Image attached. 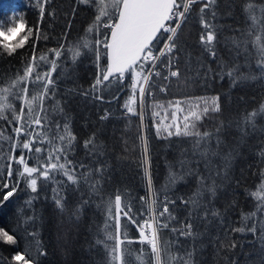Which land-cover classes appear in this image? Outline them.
Returning <instances> with one entry per match:
<instances>
[{
  "label": "trees",
  "instance_id": "trees-1",
  "mask_svg": "<svg viewBox=\"0 0 264 264\" xmlns=\"http://www.w3.org/2000/svg\"><path fill=\"white\" fill-rule=\"evenodd\" d=\"M260 2L262 0H257V3ZM39 3L44 4L43 17L40 14L38 0H0V24L7 27L12 26L16 21H23L26 29L39 28L40 38L35 42V52L37 56L45 53L49 59L55 58L50 49H56L60 44L71 47L81 42L85 29L96 15L92 5L80 3L79 0H50L48 3L39 0ZM217 3L218 15L213 21L219 30L217 57L213 58L201 47L199 42L201 25L198 23L197 15L201 5H193L191 16L180 31L184 49L179 56L181 77L179 80L172 78L164 93L158 92L156 87L152 98L146 95L144 99V118H146L143 121L139 114L123 112L129 92L120 93L121 84L102 87L96 92L91 91V85L97 74L105 66L104 56L97 61L94 52L81 49L82 54L76 63H72L70 59L64 62L57 61L59 67L52 73L56 81V95L46 101L45 106L50 108L51 104L59 100L64 113L67 114L71 131L76 136V147L74 152L69 154V158L89 168L105 166L102 175L93 177L100 180L99 195H90L88 186L83 183L78 190L75 186H66L60 193L65 200V210L61 211L53 200L52 189L57 187L56 184L45 182V185L40 187L38 182V192L33 193L21 181L13 196L3 201V196L10 189H4L2 184L7 182L10 186L15 185L17 181L15 169L17 167L22 169V166L13 162L14 177L7 178L5 165L9 161L6 154L10 152L16 138L13 129L18 125L0 119V132L5 136L13 137V141L0 139V145H3L0 152L5 154V158L0 159V172L4 173V179L0 180V229L13 235L16 240L15 244H11L0 237V264H17L12 257L17 252H23L25 245L32 241V237L28 235L31 232L38 233L37 238L45 253L39 256V264H106L103 246L95 244L98 235L102 238L100 229L107 215L104 202L119 191L135 201L138 207L140 203L138 198L149 194L147 193L148 177L145 175L144 167L141 166L143 159L141 136H146L148 140L152 186L158 188L157 190L161 188L159 191L161 201L165 195L175 201L169 207L177 217V222L179 224L186 222L192 207L186 206L181 198L187 200L193 195L197 188L196 178L188 176L166 189L164 186L169 176L168 165H176L175 170L180 171L176 162L181 158V153L187 151V154L191 155L190 139L175 137L166 140L157 136L156 129L152 130L154 116L151 117L150 108L153 100L207 94L219 96L220 111L205 117L199 123L200 131L215 132L219 128L220 135L227 145L221 150L224 152L229 149L235 150L228 177L226 179L216 177L219 185L216 195L206 194V198L201 200L203 207L215 210L221 215L205 217L201 207L192 216L193 229L198 234L195 238L178 236L165 229L162 231L164 237L161 236L162 241L179 238V244L173 245L170 253L183 256L185 252L190 251L193 253V264H264V248L261 247L259 230L255 235L247 231L244 233L232 231L241 227L243 214L255 211L257 205L256 198L249 193L256 191V185L260 183L259 174L264 170V158L260 156L261 150H264V131L259 130L264 128V117L257 118V130L252 131L249 128L246 130L247 135L242 134L237 125L242 115L258 108L261 102H264V78L233 84L229 76L221 72L220 64L223 61L229 66L233 64L241 66L242 73L252 72L259 77V70L255 66V51L253 50L251 56L246 59L243 51L237 55L227 39L240 35L239 31L234 29L247 27L243 12L245 0H217ZM25 34L26 30L20 35ZM45 36L47 39L44 38ZM34 39L35 31L25 47L18 49L12 55H8L0 47V86L9 82L10 78H14L17 72L23 74V68L33 53ZM41 65L43 70L49 67L43 62ZM160 83L164 82L160 81L157 84ZM29 87L32 88L31 85ZM85 92L90 94L85 95ZM98 96L102 99H98ZM14 103L19 110L22 101ZM134 108L137 113L140 112L137 103L134 104ZM61 115L63 114H56L55 118L60 119ZM102 116L107 118L101 119ZM9 119H11L10 114ZM93 134L103 155L86 154L84 141ZM21 151L27 153V150L17 148L12 154L19 157ZM26 159L29 166H33L34 156ZM220 163L221 161L214 160L213 166ZM199 167L201 171L204 170L202 162ZM77 171L83 172L85 169L78 168ZM56 179L66 180V177L57 175ZM82 196L90 202L83 206L77 218L73 216V212ZM32 197L36 198L32 199L29 205L26 202ZM250 199H254L252 203ZM263 215L257 213L258 218L254 217V221L260 224L264 220ZM28 217L33 219L24 223L23 221ZM177 222H174L176 227L180 226ZM247 223L251 226L252 221ZM137 232L134 225L128 229L129 237H138ZM233 241L236 243L234 248L224 247V245L230 246ZM133 247L139 249L140 245L134 244ZM165 254L166 260L168 254ZM132 264H136L134 257ZM178 264H183V261H179Z\"/></svg>",
  "mask_w": 264,
  "mask_h": 264
},
{
  "label": "snow or ice",
  "instance_id": "snow-or-ice-1",
  "mask_svg": "<svg viewBox=\"0 0 264 264\" xmlns=\"http://www.w3.org/2000/svg\"><path fill=\"white\" fill-rule=\"evenodd\" d=\"M48 2L50 0H44V3ZM79 2L92 5L96 10V15L85 29L81 42L71 47L60 44L58 48L49 50L54 54V59H49L45 53L37 56L35 52V42L40 38L39 28L34 30L28 27L26 29L23 21H16L12 26L7 27L0 24V47L8 55L24 48L35 31L33 53L23 68V74L17 72L14 78H10L9 82L0 86V119L9 123L15 122L18 125L13 129L16 134L14 141L12 136H5L3 132H0V139L13 141L10 152L6 154L9 161L5 165L7 178L14 177L13 162L22 166V169L20 167L15 169L17 178L15 185L10 186L7 182L2 184L4 189H10L3 196V201L13 196L21 181L33 193L38 192V182L40 187H43L45 182L56 184L57 187L52 189L53 200L61 211L65 210V200L60 193L66 186H75L78 190L81 183L86 184L90 195H99L101 191L100 180L93 179V177L98 174L102 175L105 166L89 168L83 163L70 159L69 154L74 152L76 147V136L71 131L67 114L64 113L59 100L51 104L50 108L45 106L46 101L56 95V81L52 73L59 67L58 60L64 62L70 59L72 63H76L82 54L81 49H88L95 53L96 60L99 61L101 49H103L106 65L97 74L91 85V91L96 92L102 87L118 85L123 82L126 75L130 76L133 94L135 95L138 89L141 98L140 112L137 113L132 106L135 102L132 98L126 102L125 107L127 113L139 114L143 121L145 95L154 96L156 87L164 92L172 78L179 80L181 77L179 56L184 49L180 31L189 20L193 5H201L197 14L198 23L201 25L199 35L201 47L213 58L217 57L216 45L220 42L219 30L213 23L218 15L217 0H79ZM38 4L41 17H43L44 4L39 3V0ZM243 12L247 27L234 29V31H239L240 35L227 39L237 55L243 51L246 59L251 56L253 50L255 51V66L259 70V77L252 72L242 73L239 65L229 66L221 61V72L228 75L233 84L264 78V0L260 3H257V0H245ZM25 30L26 34L20 35ZM165 37L163 47H158ZM44 38L47 39V36ZM41 62L49 66L47 70L42 69ZM157 78L167 83L157 84ZM84 94L90 93L85 92ZM97 98L102 99L99 96ZM200 100L202 103H197L195 107L189 106L182 124L175 123L176 118L173 114V123L163 128H160L158 123L156 129L157 136L163 133L162 138L164 139L172 136L190 139L191 155L189 156L187 151L181 153V158L176 162L180 171L175 170L176 165H168L169 176L164 186L166 189L188 176L196 178V191L187 200L181 198L186 206L191 205L192 207L187 221L180 222L179 227L174 226L177 217L170 211L169 206L175 201L170 200L166 195L163 201L159 199L160 190L152 186L149 172L148 140L141 136L143 148L141 166L144 167L145 175L148 177L149 194L138 198L140 201L138 207L135 201L119 191L109 196L104 202L107 215L100 229L102 238L98 235L95 244L103 246L106 253V264H132L133 257L136 264H178L179 261H183V264H193V253L190 251L185 252L183 256L172 255L170 249L173 245H178L179 240L162 241L161 233L164 229H168L178 236L195 238L198 235L193 231V213L203 207L201 200L206 198V194L216 195L219 187L216 177L221 179L228 177L235 156L234 149H229L227 152L221 150L227 145L220 135L219 128L215 132H201L199 128V123L209 113L220 111L219 98H200ZM14 101H22L19 110ZM156 107H162V105L157 104ZM177 110L183 111L179 108V102H177ZM9 114L11 119H9ZM56 114L63 115L60 119H56ZM258 117H264V102H261L258 108L242 115L237 125L241 133L247 135L246 130L249 128L256 131ZM106 118L107 116L101 117V119ZM259 130L264 131V128ZM94 136L95 134L84 141L86 154L103 155ZM2 147L3 145H0V149ZM17 148L27 150V153L21 151L19 157H16L12 153ZM33 156L35 163L29 166L26 157L32 158ZM260 156L264 158V150H261ZM4 158L5 154L0 152V159ZM214 160H219L221 163L214 167ZM201 162L204 165L203 171L199 167ZM78 168L85 169V171L78 172ZM57 175L66 177V180H57ZM3 179L4 173L0 172V180ZM208 181L211 182L208 183ZM249 194L258 201L255 211L244 213L241 227L234 228L232 231L241 233L247 231L255 235L259 230L261 247L264 248V220L257 224L253 219L257 213L264 214V170L260 172V183L256 191ZM35 198H30L26 203L31 205L32 199ZM89 202L90 200H85L82 196L73 216L78 218L83 206ZM203 211L205 217L221 215L207 207H203ZM31 219L33 218L28 217L23 222L27 223ZM248 221H252L251 226L247 223ZM133 225L139 232V236L134 238L128 235V229ZM28 235L32 237V241L25 245L23 252H17L12 257L17 264H39V256L45 255L40 240L37 238L38 233L31 232ZM0 237H3L7 243H16L14 236L2 229H0ZM134 244H139V249L133 247ZM235 246V241L230 246L224 245L230 248ZM165 253L168 254L166 260L164 259Z\"/></svg>",
  "mask_w": 264,
  "mask_h": 264
},
{
  "label": "rangeland",
  "instance_id": "rangeland-1",
  "mask_svg": "<svg viewBox=\"0 0 264 264\" xmlns=\"http://www.w3.org/2000/svg\"><path fill=\"white\" fill-rule=\"evenodd\" d=\"M13 39H15V38H13ZM163 41H164V38L162 39L160 46H163ZM137 91H138V89H137ZM138 97H140L139 92H138V95L136 93H135V95L134 94L130 95L127 98L126 102H128L129 99L132 98L135 101L132 104V106L134 107V104L138 103ZM211 97H215V96H211ZM211 97H203V95L186 96V97L174 96V99L168 98L166 100H153V102L151 101L152 102L151 108H150V110L152 109L151 117L153 118V116H154V120H153L154 126L153 127L155 129H157L158 123H159L160 128H163L167 124L173 123V114H175V118H176L175 123L182 124L183 117L187 114L189 106L195 107V105L197 103H202L200 98H211ZM14 102H17V101H14ZM177 102H179V108L183 109V111L177 110ZM157 104L162 105V107H156ZM154 113H158V115H154ZM214 113H216V112H214ZM209 114H211V113H209ZM160 122H162V123H160ZM165 123H167V124H165Z\"/></svg>",
  "mask_w": 264,
  "mask_h": 264
},
{
  "label": "bare ground",
  "instance_id": "bare-ground-1",
  "mask_svg": "<svg viewBox=\"0 0 264 264\" xmlns=\"http://www.w3.org/2000/svg\"><path fill=\"white\" fill-rule=\"evenodd\" d=\"M103 51H104V50H101V53H102V54H103ZM103 56H104V55H103ZM104 58L106 59V57H104ZM105 64H106V63H105ZM211 96H215V97H218V98H219V96H218V95H215V94H212V95H211V94L203 95V97H211ZM218 103H219V106H220V99L218 100ZM123 105H124V104H123ZM122 107H123V106H122ZM122 109H123V108H122ZM216 113H218V112H216ZM147 117H149V116H147ZM145 118H146V117H145ZM145 118H144V119H145ZM147 124H148V123H147ZM151 124H153V123H151ZM165 124H167V123H165ZM144 125H145V124H144ZM161 125H162V124H161ZM263 125H264V124H263ZM153 128H154V127L152 126V130H153ZM144 129H145V128H144ZM154 129H155V128H154ZM145 133H147L146 130H145ZM144 135H145V134H144ZM163 135H164V134L161 133V136H159V137H161V139H162ZM145 137H146V136H145ZM175 137H177V136L169 137V138H167L166 140H168V139H170V138L173 139V138H175ZM177 138H178V137H177ZM181 138H183V137H181ZM163 139H164V138H163ZM171 139H170V140H171ZM235 141H236V140H235ZM244 142H245V140H244ZM239 143H242V142H239ZM239 145H240V144H238V146H239ZM241 145H244V144H241ZM245 146H246V145H245ZM245 146H244V148L246 149ZM244 148H243V150H244ZM249 149H250V148H249ZM247 151H248V150H247ZM247 151H246V152H247ZM243 153H244V152H243ZM248 153H250V152H248ZM259 176H260V174H259ZM251 180H252V179H251ZM251 180H250V182H251ZM252 181H254V180H252ZM247 182H248V181H247ZM165 184H166V183H165ZM250 184H252V183H250ZM254 184H255V183H254ZM257 184H259V182H258ZM161 185H162V184H161ZM174 185H175V184H174ZM248 185H249V184H248ZM252 185H253V184H252ZM159 186H160V185H159ZM162 186H164V185H162ZM256 186H257V185H256ZM157 187H158V186H157ZM157 187H156V188H157ZM254 187H255V186H254ZM256 188H257V187H256ZM147 189H148V188H147ZM157 189H158V188H157ZM248 189H249V188H248ZM254 189H255V188H254ZM160 190H161V188H160ZM162 190H163V187H162ZM249 190H250V189H249ZM252 190H253V189H251V191H252ZM246 192H247V191H246ZM147 193H149V192L147 191ZM248 193H249V192H248ZM247 195H248V194H247ZM249 195H250V194H249ZM160 198H161V197H159V199H160ZM251 198H252V197H251ZM163 200H164V199H163ZM252 200H254V199H252ZM252 200L250 199L251 203H252ZM244 201H245V200H244ZM247 201H248V200H247ZM247 201H246V202H247ZM250 201H249V202H250ZM255 201H256V200H255ZM249 202H248V203H249ZM256 202L258 203V201H256ZM248 203H247V204H248ZM243 204H244V202H243ZM249 205H250V204H249ZM249 205H248V207L250 208L251 205H250V206H249ZM255 206H256V205H255ZM244 208H245V207H244ZM263 216H264V215H263ZM256 218H258V217H256ZM256 218H255V219H256ZM263 218H264V217H263ZM184 220H185V219H184ZM184 220H183V221H184ZM178 221H179V220H178ZM192 223H193V222H192ZM174 224H175V223H174ZM178 224H179V223L177 222V225H178ZM179 225H180V224H179ZM178 227H179V226H178ZM193 228H194V227H193ZM164 230H165V229H164ZM166 231H167V230H166ZM193 231H194V229H193ZM164 232H165V231H164ZM137 233H138V232H137ZM168 233H170V232H168ZM163 234H164V233H163ZM172 234H173V233H172ZM166 235H167V234H166ZM177 235H178V234H177ZM177 235H176V236H177ZM161 236H162V233H161ZM173 236H174V235H173ZM162 237H163V236H162ZM165 237H166V236H165ZM168 237H170V236H168ZM163 238H164V237H163ZM171 239L174 240L173 238H170V240H171ZM177 239H179V238H177ZM180 239H181V238H180ZM185 239H186V238H185ZM168 240H169V239H168ZM165 255H166V254H165ZM252 261H253V260H252Z\"/></svg>",
  "mask_w": 264,
  "mask_h": 264
},
{
  "label": "built area",
  "instance_id": "built-area-1",
  "mask_svg": "<svg viewBox=\"0 0 264 264\" xmlns=\"http://www.w3.org/2000/svg\"><path fill=\"white\" fill-rule=\"evenodd\" d=\"M147 219V218H146ZM141 223H143V221H141Z\"/></svg>",
  "mask_w": 264,
  "mask_h": 264
}]
</instances>
